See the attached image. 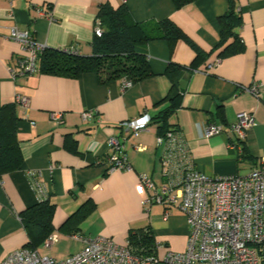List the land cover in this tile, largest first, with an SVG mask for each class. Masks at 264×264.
<instances>
[{"label":"crops","instance_id":"0c3cea01","mask_svg":"<svg viewBox=\"0 0 264 264\" xmlns=\"http://www.w3.org/2000/svg\"><path fill=\"white\" fill-rule=\"evenodd\" d=\"M126 4L137 22L174 21L204 52L184 39H153L146 43L152 76L125 86V79L101 82L95 72L66 77L41 71L14 78L11 66L23 53L10 37L12 27L29 30L46 47L93 52L92 42L102 3ZM242 24L237 28L243 52L220 59L219 18L229 0H196L177 8L172 0H0V106L17 94L30 99L18 106L17 137L23 163L0 176V263L29 242L21 213L44 198L55 203L53 224L67 256L81 250V237L103 235L125 244L133 230L150 228L164 252L184 251L188 241L185 212L172 205L143 202L149 190L141 174L160 185L163 154L159 143L161 116L172 108L168 124L185 139L193 166L208 176L245 173L264 164V0H235ZM38 9L46 14L39 15ZM218 62L213 68L210 64ZM169 67L176 68L172 76ZM186 81L184 92L180 82ZM258 84L261 96L248 87ZM176 94L180 98L175 100ZM94 110L84 121L82 113ZM64 112L58 123L51 112ZM249 111L255 125L240 140L234 132L204 135L211 122L227 126L237 114ZM150 117L136 136L121 126L129 119ZM114 136L124 140L129 169L107 171ZM244 148L245 152L244 153ZM31 171H37L33 177ZM87 202L93 209L74 225L64 226ZM169 217L164 218L166 210ZM43 243L37 250L50 255ZM160 251V250H159ZM161 252V251H160ZM162 253V252H161Z\"/></svg>","mask_w":264,"mask_h":264},{"label":"built area","instance_id":"2783aa9c","mask_svg":"<svg viewBox=\"0 0 264 264\" xmlns=\"http://www.w3.org/2000/svg\"><path fill=\"white\" fill-rule=\"evenodd\" d=\"M38 14L46 13L38 9ZM95 33H102L100 20ZM10 37L20 42L23 48L16 65L11 66L13 77L39 71V56L46 45L38 42L29 30L17 26L11 28ZM64 50L78 52L76 48ZM218 62L210 64L209 68ZM131 84L124 81L125 86ZM248 90L257 97L261 96L258 84L249 86ZM15 101L23 111L29 108L28 96L17 94ZM93 115L94 110L84 111L82 118L86 121ZM51 117L61 123L64 112L53 111ZM149 121L150 117L143 115L124 121L121 126L136 136L147 128ZM255 123L251 112L241 111L235 122L227 126L209 123L204 135L211 137L221 132H234L240 140H244L247 130ZM158 141L166 146L162 158L165 180L158 185L149 174H141V182L149 190L143 203L177 206L185 212L188 241L184 251L169 250L162 258L158 243L156 254L142 256L130 247L128 240L119 244L109 237L98 235L81 237L84 247L65 259L24 247L0 264H264V164L245 173L208 176L193 166L180 131H169L166 136H159ZM108 143L113 152L109 156L107 171L129 169L130 163L123 155L124 140L111 136ZM36 174L37 171H31L33 177ZM169 214L167 209L164 218H168ZM57 241L58 234L51 232L43 245L52 248Z\"/></svg>","mask_w":264,"mask_h":264},{"label":"trees","instance_id":"16d2710c","mask_svg":"<svg viewBox=\"0 0 264 264\" xmlns=\"http://www.w3.org/2000/svg\"><path fill=\"white\" fill-rule=\"evenodd\" d=\"M177 8L196 0H172ZM228 11L219 18L220 41L215 50H219L220 59L241 53L245 49L243 40L237 32L242 24V15L237 11L235 0H229ZM101 22V35L95 34L90 55L68 52L64 49L46 47L39 56V71L66 76L78 77L82 73L95 72L101 82L125 79L131 83L152 76L151 65L145 51V45L153 39L173 41L184 39L197 51V58L204 52L197 44L171 19L166 18L156 22H137L132 17L126 4L113 6L104 2L98 10ZM169 67L167 74L175 80ZM180 98L176 94L175 100ZM19 104L16 101L0 106V175L20 169L23 156L17 137V125L20 120ZM172 108L161 116L159 124L160 136H166L169 131H178L168 124L167 117ZM244 153L245 148H244ZM87 202L77 213L71 216L64 226L77 225L84 219L93 206ZM56 205L44 198L21 213L23 224L29 235L27 247L36 250L46 237L55 230L53 216ZM130 247L139 255L150 256L158 251V241L150 228L137 229L128 237Z\"/></svg>","mask_w":264,"mask_h":264},{"label":"rangeland","instance_id":"374dc122","mask_svg":"<svg viewBox=\"0 0 264 264\" xmlns=\"http://www.w3.org/2000/svg\"><path fill=\"white\" fill-rule=\"evenodd\" d=\"M159 256L160 257H164L166 252H164L163 250H161V248L159 249ZM49 253L51 256H54L55 258L58 257V258H62V257H65L67 256V254L69 253V247L67 244H65L64 242H61L60 244H57L53 247L52 250H49Z\"/></svg>","mask_w":264,"mask_h":264},{"label":"water","instance_id":"95a60500","mask_svg":"<svg viewBox=\"0 0 264 264\" xmlns=\"http://www.w3.org/2000/svg\"><path fill=\"white\" fill-rule=\"evenodd\" d=\"M180 85L182 86L181 91L184 92V90H185V86H186V81H185V80H182V81L180 82Z\"/></svg>","mask_w":264,"mask_h":264}]
</instances>
